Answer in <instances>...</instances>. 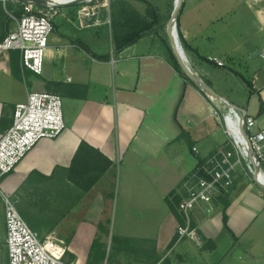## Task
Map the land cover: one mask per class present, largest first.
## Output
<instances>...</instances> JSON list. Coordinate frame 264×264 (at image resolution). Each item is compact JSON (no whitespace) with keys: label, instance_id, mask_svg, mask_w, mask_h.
<instances>
[{"label":"crops","instance_id":"obj_1","mask_svg":"<svg viewBox=\"0 0 264 264\" xmlns=\"http://www.w3.org/2000/svg\"><path fill=\"white\" fill-rule=\"evenodd\" d=\"M74 5L60 8L43 73L23 72L18 50L0 54V135L31 91L59 93L66 122L59 137L42 139L3 179L20 212L29 219L28 207L46 211L59 191L72 190V209L54 220L66 264H264V187L252 177L240 173L228 195L229 228L223 203L210 213L196 210L200 249L192 239H178L179 220L168 202L199 161L227 140L222 116L213 115L215 109L227 113L221 100L255 117L257 130L264 127V0H184L180 31L198 51L180 39L184 59L219 98L171 65L169 37L150 34L115 54L108 11L101 12L102 24L79 29L72 23ZM82 141L113 162L88 192L66 174ZM2 219L5 238L4 209ZM105 236L112 237L109 248Z\"/></svg>","mask_w":264,"mask_h":264},{"label":"built area","instance_id":"obj_2","mask_svg":"<svg viewBox=\"0 0 264 264\" xmlns=\"http://www.w3.org/2000/svg\"><path fill=\"white\" fill-rule=\"evenodd\" d=\"M13 26L0 40V54L18 50L23 72L43 73L46 49L55 30L62 6L78 4L72 20L79 29L103 23L101 10H109L108 0H0ZM9 4L13 7L8 8ZM20 10V13L17 11ZM110 24V18L105 20ZM264 58V48L260 51ZM218 65L224 62L213 58ZM71 78H69L70 80ZM222 116L227 140L202 158L182 182L177 211L181 217L178 239L189 238L201 244L195 212L210 213L221 198L229 195L237 176L243 173L260 185V165L264 162V127L256 129L257 119L246 110L230 105ZM66 129L62 96L53 91H31L26 101L16 104L13 123L0 135V197L6 227L7 264H66V243L58 236L42 237L21 214L15 197L4 190L3 179L12 173L28 153L45 138L55 139ZM249 144H248V142ZM198 153V148L193 147Z\"/></svg>","mask_w":264,"mask_h":264},{"label":"trees","instance_id":"obj_3","mask_svg":"<svg viewBox=\"0 0 264 264\" xmlns=\"http://www.w3.org/2000/svg\"><path fill=\"white\" fill-rule=\"evenodd\" d=\"M139 1L147 4V11L145 14L134 7L131 0H111L110 27L113 40V53L115 54L122 52L125 48L135 44L147 35L159 34L161 29L166 30L167 28L169 18L164 16L153 2L150 0ZM11 5L12 4H9L8 8H11ZM17 12L20 13V10ZM179 20L180 15L177 18L180 39L187 48H192L184 39L183 34L180 31ZM10 25L11 19L9 18L3 4L0 3V40L8 34L11 28ZM164 44L167 49V58L171 65L187 80H192L185 72L179 57L171 46V43L165 41ZM193 50L198 53L196 49ZM101 58L108 59L109 57L105 56ZM205 82L211 86L208 80H205ZM186 86L187 85L184 86L183 94L181 96L182 99ZM202 92L207 95L203 90ZM112 165L113 162L109 158L103 155L96 148L92 147L86 141H82L74 156L71 166L66 169V174L70 181L75 183L84 192H88L101 178L106 175ZM228 198V195L221 198V203L224 204L223 220L226 228H229L227 214V208L229 206ZM180 200L181 195L178 193H172L171 199L168 198L171 210L175 213L179 220H181V217L177 211V204ZM25 216L27 215L25 214ZM100 226L104 232L106 231V233H109V230H107L104 225ZM102 238L103 236L100 234L95 238L93 249L101 243ZM113 241L121 246L131 247L132 245V240L128 238L113 237Z\"/></svg>","mask_w":264,"mask_h":264},{"label":"rangeland","instance_id":"obj_4","mask_svg":"<svg viewBox=\"0 0 264 264\" xmlns=\"http://www.w3.org/2000/svg\"><path fill=\"white\" fill-rule=\"evenodd\" d=\"M108 1H110V4H111V0H108ZM150 1L153 2L158 7L159 11L164 16H167V18H169V20H168V22H169L172 18L174 11H175L176 0H150ZM131 2L134 5V7H136L138 10H140L142 13H144V14L146 13L147 4L145 2H142L139 0H131ZM12 5H15V4H12ZM74 6H77V8H78V4H76ZM103 10H105V8H102L101 12ZM107 11H108L107 14L110 15V8ZM75 13H76V11L71 12L72 19L75 18ZM10 26L11 27L13 26V22H11ZM160 33H162L164 36L168 37L167 30L161 29ZM48 91L55 92V90H48ZM73 196L74 195H73V192L71 189H64V190H62V192L59 191L55 200H53V203L50 206H47L46 211H41L38 209V207L32 206V207H28L30 209L26 210L27 214L29 215V219H28V217L25 216L26 213L21 212V214L26 219V221L29 223V225H31L32 227H33L32 222H34L36 224L38 223L40 225L42 224V226H44L45 231H42V226L40 229H35L33 227L35 230H37L39 232V234L42 237L51 236V235L59 237L58 233L55 231V228L57 226L56 222L54 221L55 217L57 220H61L64 216H66L70 212V210L72 209V206H73V202H72ZM86 200L87 199L83 200V206L84 205L86 206V203H85ZM62 214H65V215H62ZM30 217L32 219V222L30 220ZM2 218H3V207H2V203H1V197H0V226H1V222L3 221ZM104 241H105L106 245H108V248H109L110 243L113 244L112 237H110V236H105ZM195 245L200 249L201 246L203 245V243H201V244L198 243ZM110 246L112 248L113 245H110ZM6 252H7L6 237L4 238L3 234L0 233V264H7ZM193 264H201V262L195 261V262H193Z\"/></svg>","mask_w":264,"mask_h":264},{"label":"water","instance_id":"obj_5","mask_svg":"<svg viewBox=\"0 0 264 264\" xmlns=\"http://www.w3.org/2000/svg\"><path fill=\"white\" fill-rule=\"evenodd\" d=\"M33 1L36 3H42L43 2V0H33ZM183 5H184V0H176L175 11L172 15L171 20L168 22V25L166 28L168 37L170 39L171 46L174 49L177 56L179 57L181 64H182L185 72L188 74V76L197 85H199V87L207 95H209L211 97L219 98V95L217 94V92L211 86H209L203 78H201L197 73H195L184 59V50H183V47H182V44L180 41L178 25H177V18L181 13ZM224 100L227 101L226 99H224ZM248 144H249V142H248ZM262 186L264 187V185H262Z\"/></svg>","mask_w":264,"mask_h":264},{"label":"bare ground","instance_id":"obj_6","mask_svg":"<svg viewBox=\"0 0 264 264\" xmlns=\"http://www.w3.org/2000/svg\"><path fill=\"white\" fill-rule=\"evenodd\" d=\"M260 180H261L262 182H264V174H261V175H260Z\"/></svg>","mask_w":264,"mask_h":264}]
</instances>
